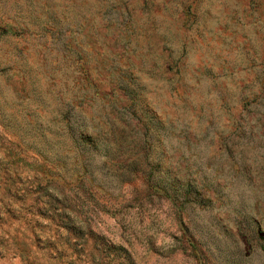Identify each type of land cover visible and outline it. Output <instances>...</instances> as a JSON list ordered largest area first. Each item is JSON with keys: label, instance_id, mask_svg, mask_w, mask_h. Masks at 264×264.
I'll list each match as a JSON object with an SVG mask.
<instances>
[{"label": "rangeland", "instance_id": "rangeland-1", "mask_svg": "<svg viewBox=\"0 0 264 264\" xmlns=\"http://www.w3.org/2000/svg\"><path fill=\"white\" fill-rule=\"evenodd\" d=\"M0 264H264V0H0Z\"/></svg>", "mask_w": 264, "mask_h": 264}]
</instances>
